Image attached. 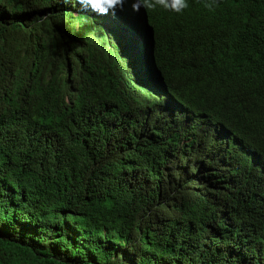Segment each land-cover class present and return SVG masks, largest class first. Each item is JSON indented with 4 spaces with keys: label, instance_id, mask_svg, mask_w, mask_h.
Masks as SVG:
<instances>
[{
    "label": "trees",
    "instance_id": "obj_1",
    "mask_svg": "<svg viewBox=\"0 0 264 264\" xmlns=\"http://www.w3.org/2000/svg\"><path fill=\"white\" fill-rule=\"evenodd\" d=\"M129 5L0 0V264H264V0Z\"/></svg>",
    "mask_w": 264,
    "mask_h": 264
},
{
    "label": "clouds",
    "instance_id": "obj_2",
    "mask_svg": "<svg viewBox=\"0 0 264 264\" xmlns=\"http://www.w3.org/2000/svg\"><path fill=\"white\" fill-rule=\"evenodd\" d=\"M223 0H204V6L213 11L216 4ZM232 4H236L244 0H231ZM93 3H98L99 0H92ZM127 2H130V7L134 12L140 13L145 18H148L150 9L162 8L168 11L175 13H183L185 9L190 7V0H107V3L111 6V10H115L117 5L123 7ZM81 3H85V0H81ZM87 6V4H85ZM234 7V6H233ZM99 15H107L108 10H101ZM259 53H264V48L256 49L252 51L249 55L251 62ZM141 87L153 91L145 83H141ZM157 95V94H156ZM216 134L221 140V148L225 152H233L235 155L246 154L248 159L249 173L254 174H263L264 173V155L259 152V150L249 146L243 140L231 133L230 128L223 127V132L221 133L220 129L216 131Z\"/></svg>",
    "mask_w": 264,
    "mask_h": 264
}]
</instances>
